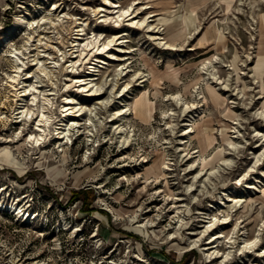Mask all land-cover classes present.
I'll return each mask as SVG.
<instances>
[{"label": "rangeland", "instance_id": "374dc122", "mask_svg": "<svg viewBox=\"0 0 264 264\" xmlns=\"http://www.w3.org/2000/svg\"><path fill=\"white\" fill-rule=\"evenodd\" d=\"M103 1L0 0V264H264V0H111L97 12ZM115 2L138 6L134 25ZM44 14H60L63 32L49 18L25 48L20 19ZM79 21L114 40L69 76ZM14 47L23 75L39 50L60 60L44 81L59 90L58 123L41 144L29 141L39 111L25 118L8 83ZM95 62L104 85L88 95L71 77ZM68 93L93 113L67 142L56 126Z\"/></svg>", "mask_w": 264, "mask_h": 264}, {"label": "bare ground", "instance_id": "6f19581e", "mask_svg": "<svg viewBox=\"0 0 264 264\" xmlns=\"http://www.w3.org/2000/svg\"><path fill=\"white\" fill-rule=\"evenodd\" d=\"M111 2H112L111 0H104L99 5V7H97L95 10L97 12H100L102 10H106V7H108L107 3L110 4ZM116 2L113 5H110V7L111 6H115V7L119 6L120 7L119 9H117V11L121 12V13L119 14V17L116 20H119V18H122V17L124 20L127 18V19L131 20L132 21L131 24L134 25V20L137 19L136 17L139 14L138 12H141V11L137 10L138 6H135L133 8V10H130L131 9L130 7H124L122 4H118ZM136 12H137V14H136ZM60 16L61 15L59 14L58 17H55V18L52 17L51 18V17H48V14H46V15L44 14V16L42 18H37V17L26 18L25 17L22 20L20 19V21H22V24L29 23V25L31 26V30H30L29 34L26 35L27 36V38H26L27 42L25 43V48L28 47L27 43L30 41V39H32V37L36 36V34H35L36 29L38 27L42 26L45 22H47V20L49 18H50V22H52L53 25L59 31L63 32L62 30L65 28V25H64V22L61 21ZM66 17L68 18V20L69 19L73 20L72 14H68L66 12V13H64L63 19H65ZM141 20L142 19H138L137 24ZM147 24H150V23H147ZM76 26H77V32L76 33L78 34V36H76V38L73 40L74 42H73L72 46H73V48L75 46L78 47L77 50H80L79 51L80 54H76V57L78 55H80V57H77V58L73 57L71 59L72 60L71 63L67 66V75H69V76H70V72L72 70H74L76 63L81 61L80 60L81 56L86 53V55L84 56V57H86L91 52L93 53V50H94L93 48H95V47H97V49L93 54H94V56H96V60L102 61V62L105 61V60H103V58H98V56H100L99 53H101L102 51L108 52L107 48L110 47L109 45L114 40V38H109V40H107V41L103 40V42H100L102 39L99 40L100 38L98 37V35L94 31H93L94 33H90L91 31L87 30L86 24L83 21H79V23L76 24ZM43 32L44 31H41L39 34H42ZM72 32H74L73 29H72ZM85 34H89V36L85 37ZM106 36L107 35H105L103 37V39L106 38ZM119 37H121V35ZM38 40L41 41L42 37L39 36ZM83 44H84V46L82 47ZM25 48H23V49H25ZM60 49H63V48L60 47ZM30 51H32V50H30ZM24 53H26V52L19 47H14L13 49H11L10 53H7V55H9V58H11V60L14 61V66H15V69H14L15 72L9 74L8 83L12 87V89H14V92L17 95L16 98L18 97L17 98L18 100L19 99L22 100L21 105L18 107L19 108L22 107V109L19 110V112H21L25 118L28 117V115H30L31 113H34V112L36 113L37 111H39L40 117L37 121L39 131H37L36 133L31 132L29 141L32 145H34V143L41 144V141H43L44 139H47V137L51 134V127L50 126L53 123H58V121H56L54 119V113H53V111H54V109H53L54 99L53 98L56 96L57 91H59V90H57V88L54 87L53 85L51 87H48L47 84L44 83V81L48 77H49L48 80L50 78H53L52 75L55 71L54 67L56 68L57 66H59L58 63L60 60L56 59L55 56H54V59L52 58V60H49L50 56L46 55L45 53L42 54L41 51L39 50L38 52H36V53H38V55H36V53H35V57H33V62L31 63V65H29L27 72H26V75H23V73H24L23 71L25 69L23 67L25 64H27L26 63L27 59H25ZM32 54H34V52ZM68 60L69 59H66V61H68ZM83 61H84V59L81 61V63ZM210 61H212V59ZM41 62H42V64H40ZM52 62H54V64H52ZM35 65H37V67ZM70 66L72 67V69H68ZM97 66H98V63L95 62L93 64V66L91 67L92 69L89 71V73L86 75L84 74L85 76L78 75V76H72L71 77V79L74 78L76 82H79L78 87L80 89L88 91V95L89 94L95 95V94H101L102 93V87L104 84L98 83V81H95V79L97 78L95 76V74L99 73L98 72L99 68ZM63 68H64V64H63ZM33 77H34V79H33ZM67 78H69V77H67ZM20 83H22L21 86H18V84H20ZM75 85H77V84H75ZM30 93L32 94L33 102H31V104L28 103L29 104V106H28L27 103L23 104V102H24V99L26 98V96H28ZM41 93L43 95L42 96L43 100H42L41 105H40V102L37 101L36 99L38 97H41L40 96ZM52 95H54V96L52 97ZM66 99L67 100L62 105L64 107V108H62V112H65L64 115L68 118H65V117L59 118V119L63 120L61 123L64 124V126H60V125L56 124V125H58V126H56V128L58 129V135H57L58 138L61 139V141L65 138H67L68 139L67 142H68L72 138V136H71L72 129L80 126L81 121L79 120L80 119L79 116L86 114L87 109H85L83 104L79 105V102L77 100V96L74 93H71V94L68 93L66 96ZM35 102H36V104L32 105ZM97 102H102V100H98ZM124 112L125 111L123 109H121V110L119 109L117 114H122ZM87 113H90V114L93 113V109L92 108L88 109ZM71 114H72V116L73 115L74 116L71 117L70 116ZM91 115H89V116H90L91 120H93ZM114 117H117V116H114ZM52 118L54 119L53 121H52ZM25 120L28 122L29 119L27 118ZM117 127H119V125ZM120 130L122 131L123 129H120ZM158 168H159L158 169L159 171L162 170L161 165ZM230 199H234V198L229 196V200ZM2 204H3V202H0V206H3ZM4 207H5V205H4ZM8 207L10 209H14V210L17 209L18 210V207L14 204H10V205H8ZM20 212H21V210H20ZM215 236H216L215 239H213L211 242H215L218 238L223 236V233L217 232L215 234ZM214 244H211L210 246L213 247Z\"/></svg>", "mask_w": 264, "mask_h": 264}]
</instances>
